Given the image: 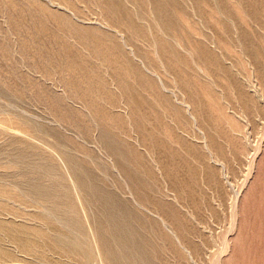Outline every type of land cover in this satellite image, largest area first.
<instances>
[{"label": "rangeland", "instance_id": "1", "mask_svg": "<svg viewBox=\"0 0 264 264\" xmlns=\"http://www.w3.org/2000/svg\"><path fill=\"white\" fill-rule=\"evenodd\" d=\"M0 264H264V0H0Z\"/></svg>", "mask_w": 264, "mask_h": 264}]
</instances>
